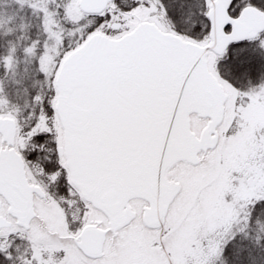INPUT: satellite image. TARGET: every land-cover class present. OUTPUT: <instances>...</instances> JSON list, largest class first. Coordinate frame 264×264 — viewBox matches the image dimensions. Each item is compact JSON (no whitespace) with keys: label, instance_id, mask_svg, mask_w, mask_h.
Returning <instances> with one entry per match:
<instances>
[{"label":"snow or ice","instance_id":"snow-or-ice-1","mask_svg":"<svg viewBox=\"0 0 264 264\" xmlns=\"http://www.w3.org/2000/svg\"><path fill=\"white\" fill-rule=\"evenodd\" d=\"M0 264H264V0H0Z\"/></svg>","mask_w":264,"mask_h":264}]
</instances>
